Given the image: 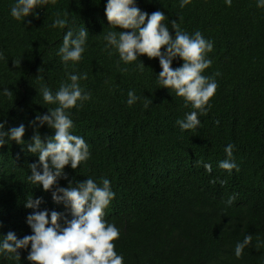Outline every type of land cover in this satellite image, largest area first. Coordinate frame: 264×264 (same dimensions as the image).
<instances>
[{
	"label": "trees",
	"instance_id": "trees-1",
	"mask_svg": "<svg viewBox=\"0 0 264 264\" xmlns=\"http://www.w3.org/2000/svg\"><path fill=\"white\" fill-rule=\"evenodd\" d=\"M12 3L0 0V90L13 93L0 96V120L5 130L24 123L23 139L30 141L28 122L54 107L43 103L40 86L55 91L66 73L88 74L80 84L92 99L70 111L73 134L85 139L91 157L64 171L73 183L110 181L116 195L104 218L120 229L114 243L123 264H264V9L256 0H232L230 7L225 0H191L184 8L179 0H136L144 12L162 11L170 34L176 21L213 44L212 64L202 74L218 87L207 113L198 115L200 125L183 132L176 121L193 109L172 90L158 88V59L140 56L145 67L139 68V61L124 64L103 50L110 30L106 0H57L24 22L10 16ZM64 12L89 32L74 67L57 55L66 29L49 27ZM129 90L140 97L132 106L126 104ZM38 131L42 139L53 134L46 125ZM228 144L239 168L231 174L217 166ZM21 148L15 142L0 147V235L12 231L17 238L31 234L26 217L33 210L24 207L31 195L43 198L39 210L65 212L28 181V165L37 157ZM197 161L211 163L212 172ZM246 235L252 241L236 258L235 245ZM19 254L20 261L0 257V264H29L28 250Z\"/></svg>",
	"mask_w": 264,
	"mask_h": 264
},
{
	"label": "clouds",
	"instance_id": "clouds-1",
	"mask_svg": "<svg viewBox=\"0 0 264 264\" xmlns=\"http://www.w3.org/2000/svg\"><path fill=\"white\" fill-rule=\"evenodd\" d=\"M56 2L13 0L10 16L24 22L30 15L36 17L37 9H45ZM189 3L191 0H179V7L184 8ZM225 4L230 7L232 0H225ZM256 7L264 9V0H256ZM104 14L110 30L103 34V50L109 56L118 55L119 62L124 64L139 61V68L145 67L138 59L140 56L158 59L161 69L155 75L158 88L172 90L177 97L183 98L185 107L193 109L176 124L182 132L196 129L200 125L198 115L207 113L211 107L210 98L218 87L214 78L202 74L212 64L208 58V53L213 50L212 42L206 40L200 31L191 35L183 31L176 21L171 22L174 34H170L165 14L160 10L151 14L144 12L136 5V0H106ZM49 27L66 29L57 55L66 67H74L83 59L88 30L83 25L75 27L67 12L57 13ZM0 59H4L2 52ZM176 60L181 63L173 68ZM87 78V73H66V80L60 83L57 90L53 91L43 84L40 86L39 95L43 103L54 107L47 108L43 114H36L28 122L33 129L30 141L23 139L26 131L24 123L5 130L6 121L0 120V147L15 142L22 146L21 151L37 157L28 165V181L43 192L50 193L52 202L62 205L67 213L47 208L39 210L43 198L31 195L24 201V207L33 210L26 217L31 234L22 238H17L12 231L0 235V257L20 261L19 250H28L26 260L29 264H123L124 257L117 254L114 243L120 236V229L104 218L105 210L116 195L110 181L102 178L97 183L92 178H86L73 183L64 171L66 166L77 169L91 157L85 139L73 134L74 122L70 111L92 99L91 93L80 84ZM12 95L7 87L0 90V96ZM139 99L133 90H129L126 104L132 106ZM147 106L146 102L144 107ZM45 125L53 134L42 139L38 130ZM233 150L234 145L228 144L224 149L225 159L217 165L229 174L233 169L239 170L233 159ZM200 164L207 173L212 172L211 163L197 161V165ZM61 179L68 180L66 187L59 185ZM234 200V196L229 197L226 204L230 206ZM251 241L252 236L246 235L241 242H237L234 248L236 258L242 256Z\"/></svg>",
	"mask_w": 264,
	"mask_h": 264
}]
</instances>
